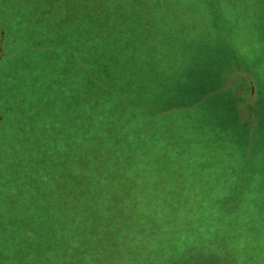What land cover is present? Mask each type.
<instances>
[{
	"label": "trees",
	"instance_id": "16d2710c",
	"mask_svg": "<svg viewBox=\"0 0 264 264\" xmlns=\"http://www.w3.org/2000/svg\"><path fill=\"white\" fill-rule=\"evenodd\" d=\"M241 5L0 0V264H121L128 241L144 243L161 215L169 218L171 210L190 203V194H178L176 184L166 182L195 175L191 137L165 123L174 115L167 112L194 102L156 105L177 90V56L163 39L170 23L157 20L162 11L209 9L222 26L224 13L239 16ZM171 32L182 37L179 29ZM19 49L26 60L18 59ZM44 49L49 60L39 57ZM237 73L229 71L238 79L233 93L244 81L251 94L250 79ZM27 77L36 85L29 87ZM14 80L27 84L16 88ZM169 228L177 237L192 235L190 226ZM163 245L167 254L179 246ZM197 248L188 245V254L174 264L200 261ZM130 250L144 254L143 246Z\"/></svg>",
	"mask_w": 264,
	"mask_h": 264
},
{
	"label": "rangeland",
	"instance_id": "374dc122",
	"mask_svg": "<svg viewBox=\"0 0 264 264\" xmlns=\"http://www.w3.org/2000/svg\"><path fill=\"white\" fill-rule=\"evenodd\" d=\"M208 10H190L187 14L178 9L166 11L172 15L160 11L161 19L157 20L158 24L167 23L166 27L170 23V35L163 39L173 45L177 56V90L170 93L168 101L156 105L194 102V106L185 108L187 111L167 112L174 115L165 123L166 127L183 130L180 133L184 137H191L189 160L195 175L192 179L165 181L176 184L178 194H190V203L171 210L169 218L161 215L158 227L148 232L153 237H147L146 243L128 241L121 264H174L188 254L191 243L201 247L195 249L200 260L195 264H203L202 255H206L208 264H264V0H242L241 14L224 13L226 23L222 26L216 25L221 19ZM175 29L182 32V37L170 33ZM18 34L23 39L22 31ZM154 37L158 38L153 36L152 41ZM44 50L39 57L49 60V52ZM25 53L19 49L18 59L26 60ZM181 54L187 58H181ZM8 67L10 63L6 62L3 74H9ZM231 68L239 69L238 77L250 79L251 94L246 92L244 81L237 83L233 93L236 77H230ZM16 81V88L27 83L29 87L36 85L34 77L25 84ZM9 90L16 94L14 87ZM36 101L41 108L42 100ZM178 137L185 144L183 137ZM163 189L170 191L168 187ZM168 224L190 226L192 235L177 237ZM157 241L163 242L154 247ZM168 243L179 245L176 253L167 254L163 244ZM216 243H222L221 247ZM131 246L138 247L137 251L143 246L144 254L134 255ZM151 249L155 251L152 254Z\"/></svg>",
	"mask_w": 264,
	"mask_h": 264
},
{
	"label": "flooded vegetation",
	"instance_id": "af4514ba",
	"mask_svg": "<svg viewBox=\"0 0 264 264\" xmlns=\"http://www.w3.org/2000/svg\"><path fill=\"white\" fill-rule=\"evenodd\" d=\"M1 33H2V31H1ZM2 55H3V52H2V41L0 40V58H1Z\"/></svg>",
	"mask_w": 264,
	"mask_h": 264
}]
</instances>
